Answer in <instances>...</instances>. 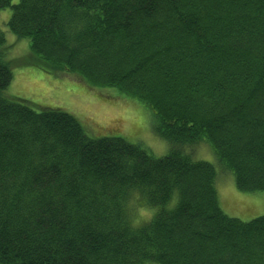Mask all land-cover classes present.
Returning <instances> with one entry per match:
<instances>
[{
    "label": "trees",
    "instance_id": "16d2710c",
    "mask_svg": "<svg viewBox=\"0 0 264 264\" xmlns=\"http://www.w3.org/2000/svg\"><path fill=\"white\" fill-rule=\"evenodd\" d=\"M14 2L0 12L30 65L117 90L169 149L8 95L0 31V264H264V216H227L215 166L187 151L207 143L239 192H264V0ZM134 193L151 211L137 225Z\"/></svg>",
    "mask_w": 264,
    "mask_h": 264
},
{
    "label": "rangeland",
    "instance_id": "374dc122",
    "mask_svg": "<svg viewBox=\"0 0 264 264\" xmlns=\"http://www.w3.org/2000/svg\"><path fill=\"white\" fill-rule=\"evenodd\" d=\"M10 16L11 9L0 12V31L5 34L9 47L7 60L12 71L8 95L26 101L37 111L57 108L73 115L91 138L121 137L146 149L155 158L167 154L168 144L155 135L153 117L148 109L126 100L115 89L91 88L75 75L48 74L30 65L28 62L33 58L28 41L18 40L6 27ZM187 151L191 152L193 160L215 166L218 204L227 216L243 222L264 216V192H239L233 176L221 172L222 168L207 143ZM126 206L134 225L150 218L151 211L136 193L131 195Z\"/></svg>",
    "mask_w": 264,
    "mask_h": 264
}]
</instances>
